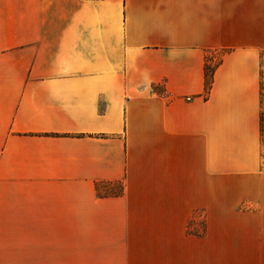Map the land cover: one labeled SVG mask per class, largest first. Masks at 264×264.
I'll use <instances>...</instances> for the list:
<instances>
[{
  "label": "crops",
  "instance_id": "obj_1",
  "mask_svg": "<svg viewBox=\"0 0 264 264\" xmlns=\"http://www.w3.org/2000/svg\"><path fill=\"white\" fill-rule=\"evenodd\" d=\"M220 193H264V0H0V250L264 264V217L209 226Z\"/></svg>",
  "mask_w": 264,
  "mask_h": 264
},
{
  "label": "rangeland",
  "instance_id": "obj_2",
  "mask_svg": "<svg viewBox=\"0 0 264 264\" xmlns=\"http://www.w3.org/2000/svg\"><path fill=\"white\" fill-rule=\"evenodd\" d=\"M223 54L222 51H218L213 55V58L220 59ZM112 189L117 190V187L115 186ZM211 197L209 226L212 229H215V225L226 218L264 217V193H220L212 194ZM207 217L208 215L203 216L202 213L194 214L188 224L187 230L189 232H187L194 235L206 234L208 229ZM0 256V264H28L26 242L4 241ZM53 261L54 259L48 258L46 264H53ZM75 262V259L72 258L68 259L67 264H75ZM35 264H38L37 259Z\"/></svg>",
  "mask_w": 264,
  "mask_h": 264
},
{
  "label": "trees",
  "instance_id": "obj_3",
  "mask_svg": "<svg viewBox=\"0 0 264 264\" xmlns=\"http://www.w3.org/2000/svg\"><path fill=\"white\" fill-rule=\"evenodd\" d=\"M226 52L227 51H224L223 53H226ZM220 62H221V59H219L217 62H212L209 65L205 64L204 66V82H205L206 93L210 88L213 72Z\"/></svg>",
  "mask_w": 264,
  "mask_h": 264
}]
</instances>
